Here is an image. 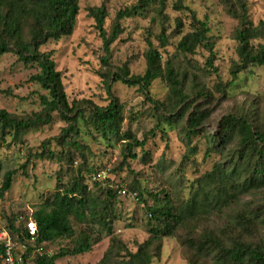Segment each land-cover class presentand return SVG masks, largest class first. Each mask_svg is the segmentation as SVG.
<instances>
[{
    "label": "rangeland",
    "instance_id": "obj_1",
    "mask_svg": "<svg viewBox=\"0 0 264 264\" xmlns=\"http://www.w3.org/2000/svg\"><path fill=\"white\" fill-rule=\"evenodd\" d=\"M137 1L79 0V13L72 34L40 47V52L53 53L56 70L61 73L64 91L70 99H87L98 106H105L108 97L103 90V78L106 80L112 74L119 73L123 67L128 69L129 75L143 74L146 39H150L155 47L159 45L157 35L163 19L157 15L155 8L143 16L119 21L121 33L109 48L107 66L101 60V39L94 29L93 20L87 16L88 8L104 5L107 12L104 29L110 33L116 14ZM238 1L166 0L163 15L168 19L165 25L169 28L170 39L168 45L159 51L162 62L172 60L174 70L181 81L184 80V94L189 97L190 103L185 115L177 117L172 126L162 123V120L158 122V114L153 111L152 103L137 87H128L119 82L112 84V95L123 105L125 121L122 130L130 131L139 140L147 138L144 148L146 155L142 157V152L135 150L137 158L127 160L130 170H117L123 159L121 143L95 142L88 137L82 124L79 126V139L88 147L83 160L76 154L69 168L62 159L33 158L31 155L41 152L45 155L46 151L59 152L56 138L66 123L56 113L50 125L26 132L22 144H12L7 138L6 144L0 147V163L3 165L0 181L6 171L13 170L15 175L10 191L0 201V228L8 229L9 219L27 216L35 211L60 183L69 182L79 170L89 195L93 199L103 200L105 188L91 183L89 177L95 171L106 168L107 185L122 186L129 193L140 195V199L116 196L112 201L111 233L85 221L82 224L84 230L88 229V239L93 245L91 251L56 261V264H99L111 239L122 242L131 252H135L136 244L148 239V230L158 227L146 212V206L155 203L152 195L157 194L159 201L167 195L174 207L185 203L195 192L200 194L201 199L202 196L207 198L203 194L205 191L197 189L199 179L209 173L215 164L225 168L236 158V140L224 148L222 154L214 149L213 143L217 142L222 118L245 115L254 126L264 123V66L241 73L233 85L228 84L232 62L237 58L233 39L237 20L228 14L227 8L229 5L237 6ZM241 1L245 3L246 14L253 23L264 21V0ZM180 4L190 8L198 19L206 23L208 35L214 44L215 71H205L208 53L204 49H198L192 57L176 55V23L180 22L185 32L189 23L185 10L178 8ZM35 73L34 66H23L13 52L0 57V109L18 117L40 110L39 96L45 92L29 81V77ZM203 89L206 97L197 96V92ZM168 94L162 80H155L148 90L149 97L157 102L166 100ZM194 111L208 112L209 117L200 127V133L191 137L185 133V123L188 115ZM152 129L154 133L150 135ZM191 148H194L195 154L185 159ZM70 153H74V150ZM238 214L262 222L254 241L264 243V187L252 188L239 195L234 202L200 213L197 220L190 221L187 227L178 226L172 236L161 240L160 255L153 258L151 264H188L187 257L191 252L187 250L185 240L189 237L194 239L207 231L219 234L224 230L229 237L235 236L237 231L233 230V223ZM70 224L75 233H83L79 222L72 219ZM73 240L63 238L43 244V251L53 255L61 248H70Z\"/></svg>",
    "mask_w": 264,
    "mask_h": 264
},
{
    "label": "trees",
    "instance_id": "obj_2",
    "mask_svg": "<svg viewBox=\"0 0 264 264\" xmlns=\"http://www.w3.org/2000/svg\"><path fill=\"white\" fill-rule=\"evenodd\" d=\"M165 3L166 0H138L135 5L116 14L110 33L104 29V21L107 18L105 6L87 9V16L93 20L94 29L101 39V60L104 66L108 65L111 44L121 33L119 21L143 16L151 8H155L157 15L163 19L157 35L158 47H155L150 39H146L143 74L129 75L128 69L123 67L119 73L112 74L106 80L103 78V90L107 94L108 103L98 106L87 99H70L64 91L61 73L56 70L53 53L39 50L48 42L55 43L72 34L79 13V0H0V57L13 52L23 66H34L36 73L29 77V81L45 92L39 96L38 112L18 117L0 109V147L6 144L7 138L12 144H22L26 132L50 125L53 114L56 113L60 120L66 123L56 138L59 152L46 151V155L41 152L31 155L33 158H48L54 161L62 159L69 168L76 154L83 160L84 151H88V147L79 139V126L82 124L88 137L95 142L121 143L123 159L117 170H130L127 160L137 158L135 150H140L142 157L146 155L144 148L147 138L139 140L130 131L122 130L125 121L123 105L112 95V84L119 82L128 87H137L152 103L153 111L158 114V122L162 120V123L168 126H172L177 117H183L190 104L189 97L184 94V80L181 81L180 75L174 70L172 60L162 62V53L159 51L168 45L170 39L169 28L165 25L168 19L163 15ZM178 8L185 10L189 23L186 32L182 30L180 22L176 23V55L192 57L198 49H204L208 53L204 63L205 71H215L214 44L208 35L206 23L198 19L190 8L181 4ZM227 12L237 20L233 34L237 58L232 62L229 71L231 78L228 82L233 85L239 74L264 66V21L253 23L246 14L245 3L241 0L237 2V6L229 5ZM155 80L165 82L169 94L164 101H154L148 95V90ZM205 94L204 89L197 92L199 97L204 98ZM208 117V112H191L185 123L186 135L193 137L200 133V127ZM161 131L165 133L162 129ZM153 133V129L149 131L150 135ZM234 140L235 160L232 159V163L225 168L215 164L212 170L198 181L197 189L205 191L203 194L207 198L202 196L201 199L200 194L195 192L185 203L174 207L167 195H164L161 201L157 199V194L152 195L155 203L147 205L146 212L157 222L158 227L148 230V239L136 244L135 252H131L122 242L111 239L99 264H151L153 258L160 255L161 240L172 236L178 226L185 228L190 221H196L200 213H206L221 204L234 202L239 195L252 188L264 187V123L254 126L245 115L224 116L217 142L213 143L214 149L222 154L223 149ZM43 149L45 150V147ZM71 150H74V153H70ZM194 154L195 150L191 148L184 157L188 159ZM2 169L3 165L0 163V174ZM14 175L15 172L9 170L1 176L0 201L10 191ZM103 192V200L93 199L79 170L69 182L60 183L54 193L35 211L27 216L9 219L6 228L22 241L24 224L19 223V218L24 221L29 217L36 224L37 245L63 238L74 239L70 248H61L50 256L37 257L36 264H56V261L62 258L88 254L93 245L88 239V229L84 230L82 223L90 221L102 227L108 234L111 233L112 201L117 194L112 189H104ZM136 198L139 200L140 195H136ZM72 219L79 222L80 228H83L81 235L75 233L71 227ZM261 224L262 222L238 214L233 223V230L237 231L235 236L229 237L226 231L221 230L219 234L207 231L194 239L187 238L184 244L191 252L187 257L188 264H264V243L254 241Z\"/></svg>",
    "mask_w": 264,
    "mask_h": 264
},
{
    "label": "built area",
    "instance_id": "obj_3",
    "mask_svg": "<svg viewBox=\"0 0 264 264\" xmlns=\"http://www.w3.org/2000/svg\"><path fill=\"white\" fill-rule=\"evenodd\" d=\"M107 178L108 170L103 168L90 175L89 181L99 184L105 189H112L118 197L127 196L137 200L135 193H129L126 188L119 185H107ZM19 221H21L20 218ZM23 231L24 235L21 241L8 229L0 228V264H36L37 257L47 255L43 251V244H36L37 229L31 218L28 217L24 220Z\"/></svg>",
    "mask_w": 264,
    "mask_h": 264
},
{
    "label": "bare ground",
    "instance_id": "obj_4",
    "mask_svg": "<svg viewBox=\"0 0 264 264\" xmlns=\"http://www.w3.org/2000/svg\"><path fill=\"white\" fill-rule=\"evenodd\" d=\"M23 222V224H24V221H22Z\"/></svg>",
    "mask_w": 264,
    "mask_h": 264
}]
</instances>
